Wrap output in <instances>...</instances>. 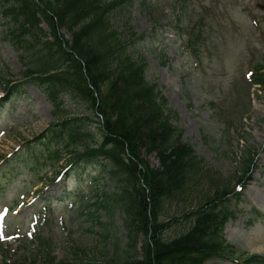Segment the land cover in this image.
<instances>
[{
	"label": "rangeland",
	"instance_id": "rangeland-1",
	"mask_svg": "<svg viewBox=\"0 0 264 264\" xmlns=\"http://www.w3.org/2000/svg\"><path fill=\"white\" fill-rule=\"evenodd\" d=\"M149 1L152 5L149 10L138 14L139 8L135 5L129 9L127 17L112 19L111 24L122 35L128 30V23L134 28L133 32L145 33L147 38L146 31L149 32L154 24L158 25L155 28L154 48L152 41L147 39L137 50L144 51L148 79L158 83L173 111L178 113L175 124L184 129V140L193 147L198 159L204 160L206 166L203 169L218 173L233 188L241 177L238 173L246 151H255L258 156V169L252 175L253 181L245 184L241 197H230L229 207L225 206L235 215L226 226L225 239L243 257L237 258L238 263L228 260L212 264H241L251 256H260L264 260V91L261 90L264 85L253 86L252 76L249 78L251 71L264 69V24L260 22L263 14L257 8L258 1L264 4V0L195 1L191 12L203 18L192 24L197 29L195 36L207 37L204 42L195 40V43L189 44L200 56L198 68L193 54L188 50H180V43L172 41L175 37L184 36L180 23L174 24L172 10L165 13L157 8V0ZM173 4V0L162 3L163 7ZM176 15L178 10L175 8ZM252 15L258 25L251 21ZM193 19L190 16L189 20ZM43 29L45 36L50 34L46 23ZM5 39L0 34V77L4 67L8 66V78L17 80L21 72L18 47L16 42ZM48 40L52 41L51 38ZM161 46L163 48L159 49ZM247 54L250 55V63ZM258 79L261 83L264 81ZM1 81L0 92L5 87ZM25 91L17 103L11 108L7 106L6 109L12 112H0V155L9 157L17 146L44 133L52 121L51 106L44 94L35 88H26ZM66 107L77 109L80 106L77 107L72 101ZM10 123L14 124V129L4 134ZM42 144L35 147L29 157L27 152H23L14 158L12 165L4 168L5 175L0 173V202L11 204L13 201H21L23 194L34 183L35 175H44L46 171L52 173L48 152ZM148 161L154 168L159 167L156 156L148 157ZM98 169V165L87 166L84 169L87 171H81L78 178L85 176L86 180H90L92 174L88 176L89 172L102 174ZM75 182L74 177L69 179V190L76 188ZM61 192V188L54 193L50 190V199L53 194L56 199ZM201 195L202 200L208 199L213 195L212 188H207ZM33 213L34 207L26 206L19 215L12 216V224L17 227V232L22 230L25 237L23 241L14 240L7 247L0 248V264L44 262L43 256L48 254V250L44 249L41 256L34 257L42 246H37L40 240L37 237L38 228L34 234ZM113 214L110 217L101 211L97 217L86 216L77 221L75 209L67 211L64 216L62 208H53V215L48 218V222L42 225L40 221L39 224V228L44 229L42 237L46 249L53 250L52 256L57 262L88 264L95 261L94 264H107L106 257L112 255L111 246L97 248L99 234L111 231L123 241L122 247L125 245L120 215L116 210ZM64 226L71 231L69 236L63 232ZM12 229L10 233H13ZM75 243H80L83 248L75 246ZM78 249L81 253L76 255L74 250ZM101 249L105 257L100 256Z\"/></svg>",
	"mask_w": 264,
	"mask_h": 264
},
{
	"label": "trees",
	"instance_id": "trees-1",
	"mask_svg": "<svg viewBox=\"0 0 264 264\" xmlns=\"http://www.w3.org/2000/svg\"><path fill=\"white\" fill-rule=\"evenodd\" d=\"M83 2L84 0L63 2L61 7L55 8L58 22L61 28H66L73 36V48L83 59L93 88L99 92L101 85L110 84L108 95L113 111L116 114L122 111L127 115V120L119 121L108 133L123 154L125 149H128L131 172H134L133 179L141 176L149 189V192L145 193L141 192V189L135 190L134 195H124L121 199L124 201L129 223H134L137 218L133 212L140 214L143 227L145 226L147 234H150L154 241V251L150 254L148 263L131 259L123 264H197V259L207 254L203 233L205 229L212 230L214 217L197 212L193 233L170 245H164L160 241L158 232L163 226L157 224L161 200L169 196L176 198L179 195H188L193 188L192 177L197 171V168L192 166L193 152L179 144V137L170 126L169 117L163 112L166 105L155 103L153 90L146 87L142 73L126 60L124 63H117L115 67L110 66L111 58L116 52L109 45L116 42L115 36L102 24L98 13L94 14L90 3L84 6ZM21 11V15L26 16V24L34 26L30 12L26 9ZM19 32L23 34L26 31L22 27ZM10 33L13 37H18L15 29ZM43 67L44 65H40V68ZM79 74L83 76L82 73ZM59 76L62 77L61 80H66V75ZM78 91L84 97L86 95L93 99L94 93L87 86L79 88ZM127 121L130 127L127 126ZM141 148L160 153L164 173L151 175L150 172L145 174L139 171ZM122 166L123 164H117L120 171ZM133 233L134 229L131 228L128 233L130 242L135 239ZM129 247L124 251L126 254L131 252ZM204 260L206 259L202 261Z\"/></svg>",
	"mask_w": 264,
	"mask_h": 264
}]
</instances>
